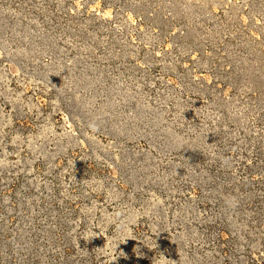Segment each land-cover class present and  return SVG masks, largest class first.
<instances>
[{"label": "rangeland", "instance_id": "obj_1", "mask_svg": "<svg viewBox=\"0 0 264 264\" xmlns=\"http://www.w3.org/2000/svg\"><path fill=\"white\" fill-rule=\"evenodd\" d=\"M0 264H264V0H0Z\"/></svg>", "mask_w": 264, "mask_h": 264}, {"label": "clouds", "instance_id": "obj_2", "mask_svg": "<svg viewBox=\"0 0 264 264\" xmlns=\"http://www.w3.org/2000/svg\"><path fill=\"white\" fill-rule=\"evenodd\" d=\"M117 259H118V257H117Z\"/></svg>", "mask_w": 264, "mask_h": 264}]
</instances>
